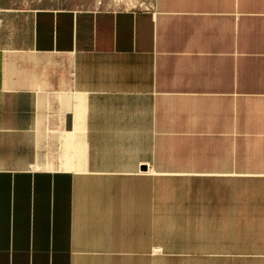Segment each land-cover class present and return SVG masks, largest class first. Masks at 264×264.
Here are the masks:
<instances>
[{"label": "crops", "instance_id": "crops-1", "mask_svg": "<svg viewBox=\"0 0 264 264\" xmlns=\"http://www.w3.org/2000/svg\"><path fill=\"white\" fill-rule=\"evenodd\" d=\"M0 264H264V0H0Z\"/></svg>", "mask_w": 264, "mask_h": 264}, {"label": "rangeland", "instance_id": "rangeland-1", "mask_svg": "<svg viewBox=\"0 0 264 264\" xmlns=\"http://www.w3.org/2000/svg\"><path fill=\"white\" fill-rule=\"evenodd\" d=\"M8 5L40 8H144L151 0H5ZM208 222L201 224H171V247L200 248L208 259Z\"/></svg>", "mask_w": 264, "mask_h": 264}]
</instances>
